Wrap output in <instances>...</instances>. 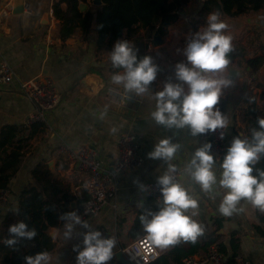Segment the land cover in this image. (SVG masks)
<instances>
[{
	"label": "crops",
	"instance_id": "0c3cea01",
	"mask_svg": "<svg viewBox=\"0 0 264 264\" xmlns=\"http://www.w3.org/2000/svg\"><path fill=\"white\" fill-rule=\"evenodd\" d=\"M7 1H11L10 13L4 16L1 12ZM22 1L29 4L30 11L25 12L23 8L21 14H12L13 0H0V63L6 62L14 74L8 83H0V128L4 125L27 127L24 121L32 110V103L20 89L23 81L49 77L61 100L47 113L43 130L34 129L23 147L19 168L9 182V201L0 207V225L9 212L15 211V196L20 188L35 183L31 171L36 165L41 170H47L48 177L58 182L63 190L73 195L80 190L82 181L63 161L59 152L61 144H90L102 163L111 169L117 156L118 138L131 134L136 137L143 155L141 165L126 175H118L115 196L103 206L98 216L83 219L105 237L116 238L115 253L134 239L128 232L137 211L149 199L135 182L143 184L157 180L167 167L162 160L148 158L147 154L153 150L154 144L167 137L179 143L181 148L170 163L184 168L195 148L205 143L200 137H192L187 129L169 130L157 125L151 118V112L155 110V92L162 90L164 82L174 76L175 64L185 60L182 49L186 39L205 24L210 12L219 10L202 7L204 0H188L180 7H171L170 13L174 18L161 31L157 22L150 27L140 26L136 37L127 38L133 45L138 43L145 55L153 57L160 72L148 94L136 97L126 93L129 98L122 105L118 103L119 95L115 92L124 91L112 83L114 72H108L109 53L116 41L109 44L108 35L97 41L93 30L85 35L78 26L62 40L58 36L59 21L52 12L54 0ZM88 1L81 2L86 6L80 11L95 12L97 7H90L93 4ZM221 19L228 25L227 34L231 35L233 44L229 73L233 76L234 86L225 90L221 98V111L230 117L225 138L228 148L236 136L250 139L251 129L256 127L252 125L250 110L255 111L252 118L255 122L257 117H264V6L233 16L221 13ZM156 36L159 39L154 43ZM256 58H261L262 62L253 69L247 61ZM251 71H257L258 76L253 90L247 87L244 78L245 73ZM220 163L216 162L214 169L217 176L221 171ZM177 180L199 201V214L194 219L204 227L203 234L195 243H178L184 253L179 259L187 255H203L210 245H215L226 256L237 254L248 258L252 264H264V213L242 201L238 207L243 211L225 217L218 212L223 189L204 193L184 173ZM87 231L77 226L72 238L65 241L62 236L63 222L52 227L49 235L55 246L50 252L51 264H77L78 253L73 248L79 245L82 250L83 233ZM169 248H157L158 255L165 254Z\"/></svg>",
	"mask_w": 264,
	"mask_h": 264
},
{
	"label": "clouds",
	"instance_id": "9594fccd",
	"mask_svg": "<svg viewBox=\"0 0 264 264\" xmlns=\"http://www.w3.org/2000/svg\"><path fill=\"white\" fill-rule=\"evenodd\" d=\"M227 29L221 13L213 11L207 15L205 24L186 39L182 49L185 60L175 64L174 76L154 94L156 103L151 118L157 125L169 130L187 129L192 137L219 131L220 139H224L230 117L221 111L219 104L225 90L234 86L229 73L233 44ZM109 55L113 69L118 70L111 76L113 84L136 97L151 91L160 72L152 56L138 58V50L129 40L116 41ZM256 125L251 129L250 139L239 136L232 139L219 165V176L214 170L216 155L211 142L196 147L184 166L183 173L202 192L224 190L218 212L225 217L243 211L238 207L242 201L264 213V169L256 167L264 159V117H257ZM180 148L179 143L167 137L154 144L147 154L149 159L162 160L167 165L164 174L156 180L161 193L157 210L148 209L140 216L148 243L159 249L181 241L195 243L204 232L203 225L194 219L199 214V201L177 180V166L170 163ZM135 183L141 191H147L143 184ZM189 210H192L190 214ZM15 213L19 215V209ZM59 220L63 222L65 241L72 238L77 226L88 229L83 233L82 250L79 245L73 248L78 253L77 264H108L113 259L115 237H105L94 230L76 211L61 214ZM8 234L4 244L15 251L22 240H34L38 232L21 220L9 226ZM23 259L25 264H51L52 255L45 250Z\"/></svg>",
	"mask_w": 264,
	"mask_h": 264
},
{
	"label": "trees",
	"instance_id": "16d2710c",
	"mask_svg": "<svg viewBox=\"0 0 264 264\" xmlns=\"http://www.w3.org/2000/svg\"><path fill=\"white\" fill-rule=\"evenodd\" d=\"M85 1H53L52 12L59 21L58 36L60 39L64 40L70 36L77 26L85 35L93 30L97 41L108 35L109 44L120 38L126 40L129 37H136L140 26L150 27L158 22V29L161 31L162 27L168 25L174 18V15L170 13L171 7H180L188 0H101V5L90 6L97 7L95 12L90 10L82 12L79 4ZM263 6L264 0H204L202 7H216L222 14L233 16L247 9L257 10ZM136 40L138 41V38ZM134 47L138 50V58L145 56L138 43H135ZM247 62L254 69L261 64L262 60L256 58L254 61L248 60ZM116 71L118 70L113 69L110 61L108 72ZM219 107L222 110L221 101ZM249 115L252 125L257 126L252 119L255 117L254 109L250 110ZM37 127L38 130L44 128L43 124H34L29 127L4 125L0 128V190L9 189V182L17 172L23 157V147ZM256 167L264 169V159ZM31 176L35 183H28L20 188L15 196L17 201L15 211L9 212L0 225V264H25L24 256L45 250L50 253L55 246V242L49 235L50 229L61 222L59 216L68 212V206L73 200L77 203L80 200L63 190L58 182L48 177V171L41 170L39 165L32 169ZM148 198L137 211L133 225L128 232L134 238L146 235L142 229L140 216L148 209L156 211L158 208V203L153 198ZM17 209H19V215L15 213ZM9 220H11L10 224H8ZM21 220L26 222L29 228H35L38 235L31 241L22 240L14 251L4 244V240L9 236V226ZM183 254L177 244L170 246L165 254L158 255L148 264H181L183 258L186 257L179 259ZM108 264L123 263L119 262L114 255Z\"/></svg>",
	"mask_w": 264,
	"mask_h": 264
},
{
	"label": "built area",
	"instance_id": "2783aa9c",
	"mask_svg": "<svg viewBox=\"0 0 264 264\" xmlns=\"http://www.w3.org/2000/svg\"><path fill=\"white\" fill-rule=\"evenodd\" d=\"M200 1V0H198ZM11 1L4 4L2 15L10 13ZM25 12L30 11L28 3L23 2ZM264 68V46L262 49ZM13 70L6 63H0V83H8L13 77ZM247 87L250 90L256 88L258 81L257 71L247 72L244 75ZM20 89L24 96L32 103V110L27 115L24 125L29 127L34 124H45L46 115L61 100V95L57 91L53 80L49 77H36L20 83ZM119 95V104H124L128 95L124 92H115ZM230 125V124H229ZM229 128V127H228ZM224 139H220L219 131L199 136L205 142H211L212 152L216 155V162H221L226 153V134ZM59 152L63 161L67 163L79 175L82 181L79 191L74 193L76 206L68 212L76 211L82 218L96 217L99 215L103 206L115 196L117 190V176L126 175L136 170L143 161V155L139 143L134 135L123 134L117 140V156L112 170L105 166L97 155L96 149L90 144L70 146L61 144ZM177 179L183 173V167H177ZM166 170V169H165ZM165 172V171H164ZM164 174V173H163ZM147 188L144 193L153 198L158 203L161 196L156 180L143 183ZM9 201L8 190H0V207ZM123 256L129 264H148L158 256L156 247L148 243L146 235L139 236L130 241L121 249ZM181 264H252L251 261L241 255L226 256L221 253L215 245H210L203 255H189L183 258Z\"/></svg>",
	"mask_w": 264,
	"mask_h": 264
},
{
	"label": "water",
	"instance_id": "95a60500",
	"mask_svg": "<svg viewBox=\"0 0 264 264\" xmlns=\"http://www.w3.org/2000/svg\"><path fill=\"white\" fill-rule=\"evenodd\" d=\"M91 3H92L93 5H101V0H91ZM85 6H86L85 4L80 3V4H79V9H80V8L83 9ZM11 12H12V14H21V13L23 12V1H22V0H13V4H12ZM158 39H159V37L156 36V37L154 38V41H153V42L156 43V41H157ZM232 77H233V76H232ZM110 170H112V168H111ZM75 206H76V201H73V202L70 203L69 208L72 209V208H74ZM115 258H116L119 262H121V263H123V264H129L128 261H127V260L125 259V257L123 256L121 250H118V251L115 252Z\"/></svg>",
	"mask_w": 264,
	"mask_h": 264
},
{
	"label": "rangeland",
	"instance_id": "374dc122",
	"mask_svg": "<svg viewBox=\"0 0 264 264\" xmlns=\"http://www.w3.org/2000/svg\"><path fill=\"white\" fill-rule=\"evenodd\" d=\"M88 3L91 5V0H89ZM83 4H85V3H83ZM156 249H157V248H156ZM157 251H158V250H157Z\"/></svg>",
	"mask_w": 264,
	"mask_h": 264
}]
</instances>
